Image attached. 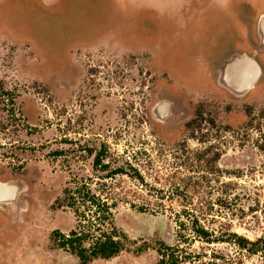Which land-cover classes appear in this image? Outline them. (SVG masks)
<instances>
[{
  "label": "rangeland",
  "instance_id": "obj_1",
  "mask_svg": "<svg viewBox=\"0 0 264 264\" xmlns=\"http://www.w3.org/2000/svg\"><path fill=\"white\" fill-rule=\"evenodd\" d=\"M150 1L0 0V180L25 186L21 223L48 264H264V84L228 97L211 35H192L195 2ZM136 6L191 24L156 37L154 68L118 44L70 55L80 19ZM153 89L189 109L179 133L149 118ZM102 143L107 168L94 169ZM105 240L115 251L100 255Z\"/></svg>",
  "mask_w": 264,
  "mask_h": 264
},
{
  "label": "flooded vegetation",
  "instance_id": "obj_2",
  "mask_svg": "<svg viewBox=\"0 0 264 264\" xmlns=\"http://www.w3.org/2000/svg\"><path fill=\"white\" fill-rule=\"evenodd\" d=\"M241 1L244 0H236V2L238 3H241ZM150 2L153 1L151 0ZM134 9H136L137 11H132L130 13H122V11L119 10L115 11V17L113 19L114 21H112L111 18L107 20L106 14H101L100 11L95 13V16L92 20H90V18L80 19V27L72 28L68 36L70 55L75 48L85 50L91 49V47H95L96 45H110L111 47H113L115 44H118L121 47L123 46L125 49L130 48L131 50H129L131 52L137 50H145L146 54L148 55V66L154 68L157 61L159 62L160 59H164V53L162 54L160 49H156V37H158L159 35L163 36L161 34L164 31L167 35L169 34V36H172L173 32H178V34L181 33L184 35L187 32V28L190 22H187L184 16V26L176 27L175 25L177 24V21L178 23L181 22V13H179V20H177L176 17L174 19H171L166 17L165 15L163 17H157L160 14L151 11L150 6H148L146 9H142L136 6V8ZM240 10H243V12L241 13V11H236L235 16H231L229 21L227 23L225 22L227 24L226 33L219 30L215 31V29L212 27V25H214L213 22L210 23L208 18L204 20V17H202L201 15V11H199L200 14H198L196 17L194 13V25L196 27L194 30L191 29V31H196L197 33L206 31V33H211V41L209 46H211V49L213 50L212 56L215 57V62L213 63L214 67H218L219 63H221V59H218L217 51L225 52L222 56H225V58H227L226 65L232 68V70L228 69V71L230 72L229 74H231V76L233 77L234 73L236 72L233 67L241 64V62H243L246 57L255 58L256 62L259 65V71L257 72L258 80L256 82V85L247 92V94L245 95L247 96L249 95V92L256 86H261L264 84V28H260L261 26L259 24L264 14L256 18L254 14H248V10ZM108 22L110 23L111 27H107ZM155 25H157L158 27L157 33L150 32V30L145 29V27H148V29H150L151 26ZM190 26L191 24L189 25V27ZM36 30L38 31L40 29ZM179 36L181 37V35ZM225 40H227V43H224ZM106 43L107 45H105ZM177 57L179 56L175 55L174 58ZM71 60L69 59L70 63L68 61V65L70 68V73L67 74L68 79L66 80V84L68 85V87H71V85H74V83L76 82V75H78L77 68H79L80 66L79 61L75 62L73 60V57ZM75 70L77 71V73H75ZM217 71L219 74V70ZM58 75V73L54 72V83L57 82ZM246 80L247 77L246 79H244V81ZM217 81V86L221 88L228 95V97L234 98L235 101L242 98L240 96V93L236 96H233L226 88L222 87L219 84V77ZM153 82L154 79L152 80V85H154ZM150 100L151 103L148 107L149 118L152 121L165 123L168 126L165 127L167 129V132L174 134L179 133L181 131V128H183L180 126L184 125L190 120L191 116L189 115V109L186 105H183L182 100L161 98L156 101L154 89L152 91V95L150 96ZM179 144L180 143H177L176 146ZM107 149L108 146L106 145V143H102L98 147V151L94 150L95 155L93 156L94 158L92 162L94 169L99 168V170H104L105 168H107V163L101 164L102 158L106 157ZM88 150L89 152L93 151L92 149ZM119 171V169H114L111 171L109 170L105 174H116ZM29 239L28 241L30 242ZM33 258H35V256L31 258V262L32 264H36ZM77 262L78 264H83L81 260Z\"/></svg>",
  "mask_w": 264,
  "mask_h": 264
},
{
  "label": "crops",
  "instance_id": "obj_3",
  "mask_svg": "<svg viewBox=\"0 0 264 264\" xmlns=\"http://www.w3.org/2000/svg\"><path fill=\"white\" fill-rule=\"evenodd\" d=\"M194 2L195 17L200 14L199 11H201V15L204 17V20L208 18L209 22H213V24L217 27L219 26V21H221L225 29L227 28L226 23L229 21L231 16H235L236 11H241V13L243 12V10L240 9L248 10V14H254L256 18L264 14V0H244L241 1V3L236 2V0H194ZM188 13L190 14L189 11ZM208 34L211 35V33H206V31L201 33L194 31L192 35L197 38H201L203 36H207ZM205 40L202 39V46L205 44ZM224 43H227V40H225ZM212 51L213 50L210 49L209 52ZM217 52L218 59H226L225 56H222L225 52ZM213 68L215 67L213 66ZM0 175L2 174L0 173ZM18 178L19 177L14 178L11 181L22 183V181ZM7 182L10 181L0 180V183ZM15 216L16 215L8 212V210L3 211L0 209V264H32L31 258L34 256L35 258L33 259L36 264H48L46 262L47 260L44 259L46 256L43 242L40 240L38 243H30L28 239L30 238V235L33 236L35 234L34 230L28 229V223L26 225L19 223L18 220L15 219ZM40 231L42 233V230Z\"/></svg>",
  "mask_w": 264,
  "mask_h": 264
},
{
  "label": "water",
  "instance_id": "obj_4",
  "mask_svg": "<svg viewBox=\"0 0 264 264\" xmlns=\"http://www.w3.org/2000/svg\"><path fill=\"white\" fill-rule=\"evenodd\" d=\"M260 28H264V16L259 22ZM226 59L221 60L218 65L219 70V84L226 88L233 96L240 93L244 97L247 92L256 85L259 71V65L254 57H246L241 64L233 67L236 72L234 77L229 74L232 68L226 65ZM230 76V77H229ZM245 76V78H244ZM247 80L244 81V79ZM25 186L18 182L0 183V209L16 215L15 219L19 223L23 222L25 211H27V203L20 198Z\"/></svg>",
  "mask_w": 264,
  "mask_h": 264
},
{
  "label": "trees",
  "instance_id": "obj_5",
  "mask_svg": "<svg viewBox=\"0 0 264 264\" xmlns=\"http://www.w3.org/2000/svg\"><path fill=\"white\" fill-rule=\"evenodd\" d=\"M99 162V161H98ZM239 243L241 242H248L247 240L245 239H242V238H239ZM257 242H254V243H251V245H255ZM100 248L97 249V251L99 252L100 255H104L105 253H113L115 251V247H116V243H114L113 241H109V240H105L104 242H102L100 245H99ZM109 247V251H107ZM97 251H95V253H97Z\"/></svg>",
  "mask_w": 264,
  "mask_h": 264
}]
</instances>
